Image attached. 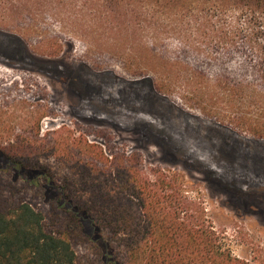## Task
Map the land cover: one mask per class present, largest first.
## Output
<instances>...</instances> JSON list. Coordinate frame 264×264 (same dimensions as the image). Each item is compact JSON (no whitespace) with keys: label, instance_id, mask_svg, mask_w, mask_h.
<instances>
[{"label":"rangeland","instance_id":"374dc122","mask_svg":"<svg viewBox=\"0 0 264 264\" xmlns=\"http://www.w3.org/2000/svg\"><path fill=\"white\" fill-rule=\"evenodd\" d=\"M194 1L144 0L155 10L146 20L139 0H0V147L22 141L59 186L83 181L80 202L113 178L109 203L139 209L117 183L134 175L160 220L210 226L232 257L264 264V145L239 137L264 141V79L252 67L264 63V32L253 36L264 19L231 2L192 13ZM236 29L239 49L223 48L218 36ZM41 184L0 170V208L28 202L70 238L77 264H104Z\"/></svg>","mask_w":264,"mask_h":264},{"label":"trees","instance_id":"16d2710c","mask_svg":"<svg viewBox=\"0 0 264 264\" xmlns=\"http://www.w3.org/2000/svg\"><path fill=\"white\" fill-rule=\"evenodd\" d=\"M155 1L159 3L161 0ZM194 2L189 5L192 13L204 12L207 15L228 11L225 10L226 7L234 9L231 2L235 7H241H238L237 13L247 12L252 21H257L256 16L264 19V0H203L199 9L193 7ZM138 7L146 20L152 18L155 10L148 7L144 0H139ZM105 20L109 21V18L106 16ZM190 21L187 20L188 25H191ZM204 25L211 26V22L207 21ZM263 32V27L255 24L253 36L260 39ZM242 34L236 29L230 36L225 33L218 36V41L223 48L231 46L239 49L238 40ZM253 62L252 67L256 74L264 79L263 61L259 58ZM227 81L228 78L224 76L223 82ZM236 120L235 126L244 125L240 122V116L239 119L236 116ZM254 126L256 124L248 123L246 127L258 130ZM224 132L234 139L239 136L227 129ZM239 137L244 142L264 145V141H255L247 136ZM18 142L20 144L17 147H0V170L11 172L13 180L21 178L34 186L42 181L44 199L56 202L60 208L66 210L99 253L104 264H245L230 255L210 226H186L160 220L158 216L162 215L153 206L154 198H150L149 193H141L134 186L137 181L134 175L129 178L124 174L119 176L117 172V183L121 187L128 184L132 186L130 196L140 199L139 209L132 210L109 203L107 188L113 185V178L104 179V186L94 189L98 196L89 194L86 200L80 202L76 192L87 186L83 181L77 183L66 178L64 185L59 186L48 166L31 160L30 156L34 155L30 154L28 144L25 146L22 141ZM190 154L196 156L198 153L191 151ZM142 185L146 186V183ZM76 197L78 200H74ZM0 264H77V257L70 238L48 232L44 227L42 213L28 202L22 201L11 207L0 208Z\"/></svg>","mask_w":264,"mask_h":264}]
</instances>
